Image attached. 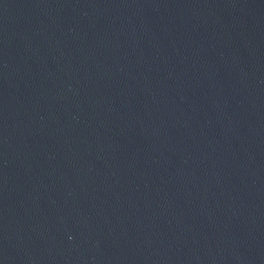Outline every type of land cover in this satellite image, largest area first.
<instances>
[{
	"label": "water",
	"instance_id": "95a60500",
	"mask_svg": "<svg viewBox=\"0 0 264 264\" xmlns=\"http://www.w3.org/2000/svg\"><path fill=\"white\" fill-rule=\"evenodd\" d=\"M0 264H264V0H0Z\"/></svg>",
	"mask_w": 264,
	"mask_h": 264
}]
</instances>
